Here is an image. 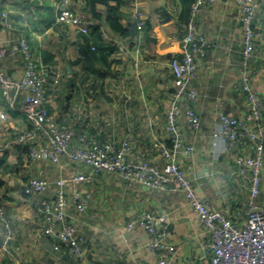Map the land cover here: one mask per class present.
<instances>
[{"label":"crops","instance_id":"0c3cea01","mask_svg":"<svg viewBox=\"0 0 264 264\" xmlns=\"http://www.w3.org/2000/svg\"><path fill=\"white\" fill-rule=\"evenodd\" d=\"M56 1L11 0L2 4L9 9L14 29L2 26L0 40L24 34L35 59L56 66L47 84L46 105L61 125L86 132L97 142L128 139L131 152L161 163L154 142L170 140L165 113L173 73L168 62L180 49L184 22L163 15L160 9L165 0H109L110 5H119L123 30H114L103 17L93 19L90 30L81 32L73 26H58ZM190 3L184 1L183 20L189 14ZM98 6L106 12L104 5ZM138 10L143 13L142 29L137 28ZM198 20L208 41L205 61L194 81L199 95L193 105L201 129L194 131L181 119L184 136L195 145V151L191 157L180 156L179 162L197 196L243 223L249 184L235 170L232 155L237 150L253 153L254 146L228 147L219 157H214L218 150L211 146L216 110L241 116L246 107V93L238 84L242 24L233 1H211ZM254 28L259 32L255 50L258 59L251 64V84L253 89L264 91V0H258ZM23 62L19 54L2 60L10 75L19 74ZM8 93L14 98L13 90ZM0 111L6 114L5 119L0 117V144L9 142L0 152V198L13 228L8 249H0V264H156L147 246V232L125 227L136 212L166 214L167 222L158 226L176 245L175 264L211 257L210 237L180 190L151 189L112 172H100L82 185L81 190L90 193V206L85 212L78 214L69 202L67 211L85 235L83 258L69 255L58 240L43 233L41 218L36 215L35 203L41 197L51 202L53 189L27 195L22 188L30 174L54 180L69 171L70 163L65 158L61 165L29 162L23 147L10 141L17 130L29 124L21 110V97L16 96L14 105L9 106L3 87ZM255 203H264V174ZM239 210L242 214L235 215Z\"/></svg>","mask_w":264,"mask_h":264},{"label":"built area","instance_id":"2783aa9c","mask_svg":"<svg viewBox=\"0 0 264 264\" xmlns=\"http://www.w3.org/2000/svg\"><path fill=\"white\" fill-rule=\"evenodd\" d=\"M8 1L11 0H0V28L3 26L13 30L9 9L2 7ZM211 1L214 0L192 2L189 19L179 41L180 49L168 62L173 73L165 113L170 143L166 140L154 142L161 163L131 152L128 139L97 142L86 132L80 133L74 127L61 125L46 105L47 84L56 66L37 61L24 34L10 35L0 40V87L5 89L9 106L14 105L16 96L21 97V110L29 124L17 130L10 141L23 147L29 162L45 161L61 165L62 158H65L70 163L69 171L54 180L30 174L22 188L27 195H41L53 189L51 202L41 197L35 203L36 215L41 218L43 233L58 240L69 255L83 258L85 242L84 233L78 230L67 211L69 202H72L78 214L85 212L90 206V193L82 191V185L92 181L100 172H112L131 183H141L151 189L180 190L184 194L202 230L210 237L212 254L208 260L180 264H264V203H255L264 174V91L253 89L251 84V64L258 59L255 50L259 32L253 27L258 0H221L235 3L238 20L242 24V61L238 84L246 93V107L241 116L217 109L214 139L211 142L212 148L218 150L214 151V157H219L221 151L228 147L240 144L248 146L249 143L254 146L253 153L237 150L232 155L235 170L244 175L249 184L245 221H236L224 209H217L207 199L197 196L192 180L179 162L180 156L191 157L195 151V145L184 136L181 123L185 122L194 131L201 129V119L193 105L199 95L194 81L197 70L205 61L208 41L198 16ZM85 6V0H57L56 23L88 32L94 20ZM135 17L138 18L137 28L142 29L143 13L138 10ZM46 32L39 33V37ZM16 54L22 56L24 65L19 74L10 75L4 69L2 60ZM10 90H13L14 98L9 95ZM0 117L6 118L4 111H0ZM8 143L0 144V152ZM240 214V210L235 213ZM166 222L164 212H136L125 223L129 230L147 232V246L155 256L156 264H175L176 245L169 240L168 232L158 226ZM12 238V224L6 205L0 198L1 251L8 249Z\"/></svg>","mask_w":264,"mask_h":264},{"label":"trees","instance_id":"16d2710c","mask_svg":"<svg viewBox=\"0 0 264 264\" xmlns=\"http://www.w3.org/2000/svg\"><path fill=\"white\" fill-rule=\"evenodd\" d=\"M86 1V10L87 13L91 16L92 19H101L105 17V20L108 22L111 28L117 31H122L123 27L119 22V5L112 6L109 4V0H85ZM184 1L187 0H165L164 5L162 6L161 12L163 15L169 17H175L177 21H182L184 24L187 23L190 15L191 4L194 0H191L189 14L186 19L183 20V9ZM98 5H104L106 12L99 9ZM48 105V104H47ZM65 126V125H63ZM72 127V126H67ZM170 143V140L169 142Z\"/></svg>","mask_w":264,"mask_h":264},{"label":"water","instance_id":"95a60500","mask_svg":"<svg viewBox=\"0 0 264 264\" xmlns=\"http://www.w3.org/2000/svg\"><path fill=\"white\" fill-rule=\"evenodd\" d=\"M253 27H254V24H253ZM255 30H256V28H255ZM258 31V30H257Z\"/></svg>","mask_w":264,"mask_h":264}]
</instances>
